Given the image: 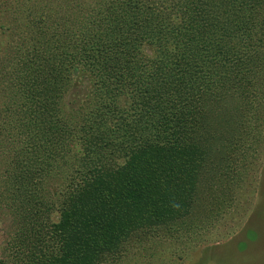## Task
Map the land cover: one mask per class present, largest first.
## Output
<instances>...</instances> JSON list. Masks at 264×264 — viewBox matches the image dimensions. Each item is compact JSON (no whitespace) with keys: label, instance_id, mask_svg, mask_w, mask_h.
Returning <instances> with one entry per match:
<instances>
[{"label":"trees","instance_id":"1","mask_svg":"<svg viewBox=\"0 0 264 264\" xmlns=\"http://www.w3.org/2000/svg\"><path fill=\"white\" fill-rule=\"evenodd\" d=\"M22 1L33 3V0ZM62 1L49 0L57 3L56 6L61 3V7ZM70 1L83 4V0ZM221 1L84 0L83 26L73 29L78 34L76 37H68L69 28L51 15L45 18L42 12L32 20L28 30L33 41L31 48L25 40L8 43L5 51L16 52L10 56L5 55L0 45V60L7 57L13 64L11 68L0 69V85H3L0 94L4 102L0 114L10 113L13 120L8 119L9 126L14 136H18L19 131L24 138L28 137L26 142H32L11 152H16V158L8 166L15 170L19 169L18 165L21 169L30 167L27 170L33 172L28 174L29 178L22 176L21 169L8 177L11 182L27 185L28 193L34 195L46 193L44 180H48L64 160L66 155L62 150L69 147L71 132L80 136L76 125L59 117L60 99L54 96L55 88L48 87L46 80L59 83L62 79H82V73L106 72V80H100L101 84L96 87L99 107L91 111V115H95L94 134L84 141L87 157L82 158L79 169L73 173L76 177L54 204L35 200L31 204L33 208L26 211L33 216L35 238H39L42 245L35 246V251L43 253L39 264H98L104 254L116 251L123 237L132 231L183 215L185 203L176 198L186 194L191 165L185 161L192 160H182L183 155L179 156L182 161L177 160L179 148L173 144L160 148L156 139L161 135L173 137L175 131L186 125L184 122L196 116L197 110V119L200 114L203 116L204 109H198L201 100L192 101L195 100L192 77L196 73L205 81V91L224 90L228 95L229 89L238 91L239 85H243L244 92L248 84L255 86L248 79L250 74L255 76V80L252 79L259 88L264 87L261 81L264 76L263 31V37L251 42L253 46H247L248 53L237 56L238 61H235V53L232 59L225 52L219 51L217 56L215 52L213 57L210 54L215 45L209 47L208 38L215 33L216 22L212 20L221 9ZM224 2L228 7L235 0ZM257 10H264V0ZM208 15L212 16L210 24ZM232 16L226 17V22H221L218 28H222L223 23V29L230 27ZM182 38H188L187 59L182 54L178 58L174 50L175 46H180ZM143 44L151 49V55L141 50ZM180 61L185 63L182 65ZM208 61L213 62L210 68L219 65L217 71H222L224 84L208 79V71L204 75L202 70L209 68ZM201 64L202 68L198 69ZM237 64L243 67L233 74L239 82L232 74L224 75ZM197 70L202 72L198 74ZM240 94L244 95L241 89ZM207 97L213 99L212 95ZM121 98L124 99L122 104ZM254 106L249 113L255 110L256 121H264V107ZM119 131L126 136L119 141L120 158H124V162L109 168L106 163L109 156L101 152L115 143L118 138L115 132ZM133 133L138 136L133 137ZM6 143L8 139L0 131V151L5 149ZM43 152L46 153L44 158ZM155 181L165 187L162 193L156 190ZM173 187L182 190L174 197ZM166 193L172 196L171 200H167ZM44 213H55L57 220L41 237L36 221ZM26 236L24 224L16 241L21 252L25 249L22 245Z\"/></svg>","mask_w":264,"mask_h":264},{"label":"rangeland","instance_id":"2","mask_svg":"<svg viewBox=\"0 0 264 264\" xmlns=\"http://www.w3.org/2000/svg\"><path fill=\"white\" fill-rule=\"evenodd\" d=\"M224 1H221V9L212 20L216 22L215 33L208 38L211 40L208 46L215 45V48H209L210 54L216 52L217 56L219 51L225 52L230 54L228 57L232 59L235 53V61H238L239 54L249 52L247 46H253L251 42L264 36L261 35L262 31L264 32V10L256 11L262 0H235V5L230 3L228 7L224 6ZM62 2L64 5L61 7V3L56 6L57 3L52 4L49 0H33L32 4L22 0H0V45L3 52H6L5 55L8 53L13 56L16 53L5 51L11 42L25 40L31 48L33 41L28 30L32 20H36L42 12H45V18L47 14L51 15L58 18L66 29L69 28L68 37H76L78 34H75L73 29L83 26L81 17L86 8L84 0L82 5L79 2L73 4L70 0ZM169 5L170 3L167 4ZM156 7L160 9V6ZM230 16L233 18L231 26L223 29L226 17ZM207 17L208 23H212V16ZM223 21L222 28H218ZM20 36L22 39H19ZM181 40L180 46H175L174 50L178 58L182 54L187 59L188 38ZM142 49L144 53L152 54L147 44H143ZM1 53L0 50V56ZM0 61V69L13 66L7 57L1 58ZM9 61L11 66L8 65ZM182 62L180 61L183 65L185 62ZM207 63L209 68L202 70L204 75L208 71V79L224 84L226 79L223 78L222 71H217L219 65L210 68L209 65L213 66V62ZM239 65L230 67L234 69L223 72L224 75L228 77L232 74L239 82L233 75L237 74V70L243 69ZM201 66L203 65L198 69L202 68ZM202 71L197 70L198 74ZM102 72L104 73H82V79H62L59 83L46 80V85L55 88V94L60 96L59 98L54 94L60 99L59 117L76 125L80 134L78 136L71 132L68 137L71 140L69 147L62 150L66 155L64 160L58 161L59 167L48 180H44L46 193H28L27 185L9 180L10 173L21 169L20 165L17 170L8 167L16 158V152H11L23 148L24 144L29 146L32 142H26L28 137L24 138L19 131L18 136H14L8 120H13V117L10 113L0 114V131L9 142L4 145L5 149L0 151V264L41 262L43 253H39L37 248L35 251V246L42 247L39 238H35V221L26 211L33 208L31 204H34L35 200L54 204L67 189L70 180L73 181L76 177L73 173L79 169L77 166L82 163V158L87 157L84 153V141L91 139L94 134L95 128L92 124L95 115H91V111L99 107V92L96 87L101 84L100 80H106V72ZM252 78L255 80V76L250 74L248 79L255 86L248 84L246 89L243 87L244 92L241 88L243 85H239L241 87L238 91L229 89L228 95L224 90L205 91V81L194 74L192 86L195 88V100L192 101L195 103L196 100H201L198 109H204L203 116L200 114L197 119V110L196 116L192 115L190 121L184 122L186 125L183 124L175 131L173 137L161 135L156 139L160 148L172 144L179 148L177 160L183 155L182 160L189 159L193 162L185 161L191 165L190 177L185 184L186 194H179V198H176L177 201L183 200L185 203L183 215L166 222H153L148 227L132 231L123 237L116 251L104 254L98 264H264V121H256L257 118L253 117L255 110L249 113L254 105L264 107V87L259 88ZM223 79L225 80L222 83ZM228 80L233 83L231 79ZM261 81L264 85V76ZM2 86L0 85V91ZM207 95H212L213 99H209ZM123 100L120 99V104ZM3 103L0 94V109L3 108ZM17 103L21 104V101ZM120 104L117 103L119 106ZM80 126L84 128L80 130ZM115 133L118 137L115 143L101 152L104 156H109L106 158L109 168L124 162V158H120L122 151L119 141L126 139V136L124 132ZM137 136L133 133V137ZM43 153L41 156L44 158L46 153ZM28 168L30 167L26 166L20 171L24 178L33 172L27 170ZM155 184L159 193L165 190L160 182L155 181ZM181 191L173 187L171 193L174 197ZM158 195L161 197L163 194ZM165 195L167 200L172 199L170 194ZM56 217L55 213H44L36 221L41 237L52 222L55 223ZM24 224L27 236L23 239L22 246L25 249L21 252L16 241L18 242L17 237Z\"/></svg>","mask_w":264,"mask_h":264}]
</instances>
